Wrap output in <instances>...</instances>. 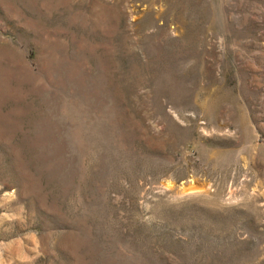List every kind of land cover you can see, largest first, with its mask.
I'll return each mask as SVG.
<instances>
[{
	"label": "rangeland",
	"instance_id": "rangeland-1",
	"mask_svg": "<svg viewBox=\"0 0 264 264\" xmlns=\"http://www.w3.org/2000/svg\"><path fill=\"white\" fill-rule=\"evenodd\" d=\"M0 264H264V0H0Z\"/></svg>",
	"mask_w": 264,
	"mask_h": 264
},
{
	"label": "water",
	"instance_id": "water-1",
	"mask_svg": "<svg viewBox=\"0 0 264 264\" xmlns=\"http://www.w3.org/2000/svg\"><path fill=\"white\" fill-rule=\"evenodd\" d=\"M183 185H185L186 188H189L188 182H184Z\"/></svg>",
	"mask_w": 264,
	"mask_h": 264
},
{
	"label": "bare ground",
	"instance_id": "bare-ground-1",
	"mask_svg": "<svg viewBox=\"0 0 264 264\" xmlns=\"http://www.w3.org/2000/svg\"><path fill=\"white\" fill-rule=\"evenodd\" d=\"M191 188H193V187H191ZM191 188H190V189H191ZM194 189H196V188L194 187Z\"/></svg>",
	"mask_w": 264,
	"mask_h": 264
}]
</instances>
